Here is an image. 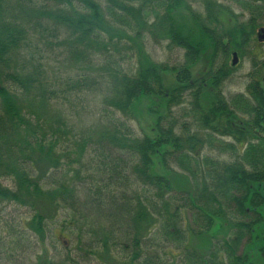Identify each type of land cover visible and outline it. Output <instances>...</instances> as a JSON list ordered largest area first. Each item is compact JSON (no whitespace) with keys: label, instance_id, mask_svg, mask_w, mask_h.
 <instances>
[{"label":"trees","instance_id":"1","mask_svg":"<svg viewBox=\"0 0 264 264\" xmlns=\"http://www.w3.org/2000/svg\"><path fill=\"white\" fill-rule=\"evenodd\" d=\"M262 29L264 0H0V264H256V242L264 258Z\"/></svg>","mask_w":264,"mask_h":264},{"label":"rangeland","instance_id":"2","mask_svg":"<svg viewBox=\"0 0 264 264\" xmlns=\"http://www.w3.org/2000/svg\"><path fill=\"white\" fill-rule=\"evenodd\" d=\"M193 8L197 9L196 4H193ZM177 23H185L187 27H194V22L192 18L190 17V12L186 8H179L178 10L175 11V17ZM262 34V32H259V35ZM260 40H264V38H260ZM261 45L262 48L264 49V45L261 43L256 44ZM147 52L153 57V59L156 62L159 63H170V64H177L182 57V50H178L177 48H170L167 44V42L163 43H156L153 40L149 41L147 43ZM234 53V52H233ZM238 56L237 63L234 65L233 64V54H231L230 59H229V64L231 67L234 69L232 70L233 75L227 82L226 86L227 89L226 91H229L231 93H240L245 91L246 85L250 80V72H251V64H250V58H249V53H247L245 56H241L239 52H236ZM126 68L130 69L131 72H134V69L137 66L136 62H130L125 64ZM195 72H202L204 71V64L202 62H198L197 65L194 68ZM264 75V74H263ZM263 78V76H262ZM169 83L173 81V77L169 76L168 78ZM71 103L76 102L77 97L76 95L70 96ZM148 100L147 98H142L138 103L137 106H135L134 110L132 111V116H133V125L136 130V132L139 135H150L151 134V128H152V117L150 114L147 113L146 107L148 105ZM79 104V102H77ZM131 116V117H132ZM151 126V128H150ZM175 179V176H173ZM176 181V179H175ZM174 182V181H173ZM5 185H8V182H4ZM26 216V215H25ZM221 225H218V223L215 225V227L205 233L202 236H199L198 240L196 242L199 243V246L197 247L198 249H204L206 248L207 244L206 242H209L211 238L217 237V238H222L226 234V224L224 223L223 227H220ZM259 246V243H254L251 244L247 250L251 253L252 260L255 261L256 264H264V258L260 255L259 251L257 250V247ZM59 245H57V250H59ZM65 250V249H63ZM66 251V250H65ZM68 251V250H67ZM56 250L55 247L52 249V255L54 256ZM67 253V252H66ZM34 257V256H33ZM54 260L57 258L53 257ZM26 264H35L36 260L35 257L31 258L30 260H27ZM58 262V261H56Z\"/></svg>","mask_w":264,"mask_h":264},{"label":"water","instance_id":"3","mask_svg":"<svg viewBox=\"0 0 264 264\" xmlns=\"http://www.w3.org/2000/svg\"><path fill=\"white\" fill-rule=\"evenodd\" d=\"M262 34L259 35V38H264V29L261 30ZM233 64L235 65L237 63V60H238V56H237V53L234 52L233 53ZM263 81H264V75H263Z\"/></svg>","mask_w":264,"mask_h":264}]
</instances>
